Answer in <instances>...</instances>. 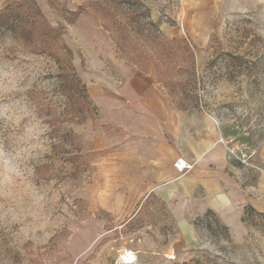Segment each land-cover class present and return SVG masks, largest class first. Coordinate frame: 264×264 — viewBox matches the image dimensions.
Instances as JSON below:
<instances>
[{
	"label": "rangeland",
	"instance_id": "1",
	"mask_svg": "<svg viewBox=\"0 0 264 264\" xmlns=\"http://www.w3.org/2000/svg\"><path fill=\"white\" fill-rule=\"evenodd\" d=\"M90 2L0 0L61 26L75 65L60 40L0 27V264H124L125 250L133 264H264V212L227 227L209 211L188 232L157 197H111L96 146L117 131L101 110L121 85L110 52L175 109L248 129L264 166V0Z\"/></svg>",
	"mask_w": 264,
	"mask_h": 264
},
{
	"label": "crops",
	"instance_id": "2",
	"mask_svg": "<svg viewBox=\"0 0 264 264\" xmlns=\"http://www.w3.org/2000/svg\"><path fill=\"white\" fill-rule=\"evenodd\" d=\"M101 52L93 46L88 54L95 58ZM107 56L121 85L118 95L110 91L102 98L103 120L117 131L97 142L108 158L97 182L111 187V197H157L188 232L208 211L227 227L251 211L264 212V171H247L229 159L220 141L225 132L214 118L175 109L148 76ZM179 157L191 164L183 173L173 166Z\"/></svg>",
	"mask_w": 264,
	"mask_h": 264
},
{
	"label": "trees",
	"instance_id": "3",
	"mask_svg": "<svg viewBox=\"0 0 264 264\" xmlns=\"http://www.w3.org/2000/svg\"><path fill=\"white\" fill-rule=\"evenodd\" d=\"M91 4V2L80 4L77 8V13L90 12ZM23 8L22 4L9 5L4 11L0 12V27L12 30L19 39L28 44H37L41 41L50 44V41L57 43L60 40L61 47L66 49L71 55V67L75 71L72 51L62 38L61 26L54 27L40 10H38V18L41 20L36 19L35 16L32 17V15L25 14L22 11Z\"/></svg>",
	"mask_w": 264,
	"mask_h": 264
},
{
	"label": "built area",
	"instance_id": "4",
	"mask_svg": "<svg viewBox=\"0 0 264 264\" xmlns=\"http://www.w3.org/2000/svg\"><path fill=\"white\" fill-rule=\"evenodd\" d=\"M250 136L251 132L248 129H244L240 134H222L220 141L226 146L230 160L238 162L247 171H264L258 150L251 143ZM173 166L180 173L191 168L190 162L184 157L177 158ZM131 254L135 255V252H123L124 264H133L136 261V256L132 257Z\"/></svg>",
	"mask_w": 264,
	"mask_h": 264
},
{
	"label": "bare ground",
	"instance_id": "5",
	"mask_svg": "<svg viewBox=\"0 0 264 264\" xmlns=\"http://www.w3.org/2000/svg\"><path fill=\"white\" fill-rule=\"evenodd\" d=\"M125 252H128V253H129L130 251L125 250ZM131 255H132V254H131ZM134 256H136V255H132V257H134Z\"/></svg>",
	"mask_w": 264,
	"mask_h": 264
}]
</instances>
